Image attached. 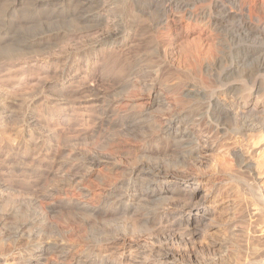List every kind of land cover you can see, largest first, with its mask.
Returning a JSON list of instances; mask_svg holds the SVG:
<instances>
[{
	"label": "bare ground",
	"instance_id": "6f19581e",
	"mask_svg": "<svg viewBox=\"0 0 264 264\" xmlns=\"http://www.w3.org/2000/svg\"><path fill=\"white\" fill-rule=\"evenodd\" d=\"M2 1L9 4H0V54L7 55L4 45L10 42L16 41L17 47L14 48L17 49L16 53H12L16 54L15 57H2L9 61L7 65L10 68L0 75V86L10 87L4 84L9 82L19 84L18 68L25 70L22 84H27L32 77L29 62L33 59L30 60V57L38 55V50L45 43L44 39L36 37L14 38L10 34L14 27L29 28L43 19L61 23V18H75L69 22L75 28L96 31L93 41L83 44L82 52H73L74 61L69 59L72 55L70 37L64 35L65 83L71 79V68L75 71L78 86L84 85L89 77L99 78L108 85L118 82L119 92L112 96H127L113 101L111 94L110 97L105 95L98 123L108 124L123 137L121 147L115 148L117 153L107 154L113 159L116 154L132 158L129 165L123 168L120 178L103 176L101 169L112 173L121 168V163H90L93 170L83 164H66L67 173L74 171L77 175L79 170L84 169L86 175H81L79 179L68 177L64 180L65 185L56 186L41 198L28 200L24 205H15L13 200V206H7L0 200V213H13L12 238L16 242L25 239V246L22 244L18 257L11 259L15 261H11L13 264H199L198 256L203 254L200 247L203 246L191 245L194 237L208 228L206 220L209 211L205 197L199 195L196 175H204L202 166L207 162L202 148L210 145L212 149L213 144L198 141L189 131V123L202 121L215 133L231 136L229 140H233L228 144V153L234 162L232 166L250 178V181L241 183L264 211V187L261 186L264 179V104L258 105L260 99L264 101V0H129L134 9H131L128 23L121 16H115L118 18L115 20L113 17L110 21L104 0H0V3ZM24 2L29 8H25L26 13H21L23 18L14 20L11 17L16 11L14 4L18 8ZM140 19H144V26L138 25ZM136 28L149 31L145 53L136 58L134 64L121 58L115 59L112 52L128 45V37L133 36ZM220 31L226 32L223 39L217 37ZM100 51L102 56L96 67L99 70L93 72L91 58H97ZM150 58L157 59V63L141 64L140 67L141 62ZM167 71L170 75L180 73L183 78L170 84L163 76V72ZM234 74L240 78L241 89L237 88L239 85L229 84ZM210 81L216 85L212 87L214 84L211 85ZM95 100L92 106L96 105ZM83 103L88 104L90 109L89 101ZM73 105L65 97V104L57 113L65 112ZM4 112L0 110V115ZM20 116L23 128L18 142L27 154L29 140L33 136L29 130L31 117L28 114ZM66 119L67 116H64L63 120ZM5 121L1 117L0 125L5 126ZM215 138L212 140L215 141ZM161 144L167 148L174 147V160L166 163L165 167L160 165L162 163L150 162L152 147L160 149ZM254 154L261 155L260 161L250 158ZM186 162L195 172L185 168ZM96 170L98 173L95 174ZM223 172L228 179H232L230 171L227 173L225 169ZM88 176L96 177L95 188L86 185ZM174 199H181L174 215L168 211L159 214L153 209L145 212L146 216L154 215L160 225L171 219L168 228H163L162 234L156 237V247L150 246L146 250L139 241L131 240L128 244L125 241V247H121L117 257L115 253L110 254L111 250L118 248L115 233L139 231L137 223L128 220L129 213L142 209L151 200L162 203ZM60 206L79 213L82 225L87 229L85 232L89 230L90 234L85 235L83 231L79 241L71 237L74 236L73 227L65 226L57 238L49 243L42 242L44 233L41 225L47 226L52 221L49 215ZM26 216L31 218L32 225H36L35 233L25 230L26 226L16 225V221ZM120 221V226L110 229L99 227L101 225L102 228V224H119ZM95 230L99 233L91 238ZM216 246L210 242L207 249L212 251L211 247ZM217 247L223 249V246ZM121 256L122 260L119 259ZM246 264H264V260H252Z\"/></svg>",
	"mask_w": 264,
	"mask_h": 264
},
{
	"label": "rangeland",
	"instance_id": "374dc122",
	"mask_svg": "<svg viewBox=\"0 0 264 264\" xmlns=\"http://www.w3.org/2000/svg\"><path fill=\"white\" fill-rule=\"evenodd\" d=\"M103 2H105L104 7L106 11L108 9L107 13H109L108 15L110 17V21L111 19H114L113 17L115 16H121L123 20H125V23L130 21L129 15L134 7H132L129 0H104ZM6 3L9 4L6 1H2L0 4ZM25 3L26 2H24L21 6H18L19 9L14 4V9H16L14 14H16L11 16L14 20H18L16 18H23L21 13H26L25 8H29L26 7V5L28 6V3H26V5ZM116 18L118 17H115V20ZM74 19L75 18L72 17L66 19L61 18L59 21L61 23L56 21H46L43 19L44 21L42 20L39 24H34V26H28L29 28L18 29V27H14L10 32L14 38H19L21 36L22 38L27 37L28 39H32L36 37L41 40L44 39L45 43L42 46L43 48L40 47V50L37 49L39 51L38 55L34 54V56H32L33 58L30 57V60L33 59L29 62L31 68L30 74L32 77L27 84H22L24 82L23 73L25 70H23V68H18L16 73L18 75V80L20 79L18 81L19 84H12L9 82L8 84H4L10 87L0 86V110L5 111L0 115V118L4 117L6 119L4 122L5 126L0 125V200L1 202L7 203V206H13V200H15V205L27 204L28 200L29 202L34 199L37 200L36 198H41L42 195L47 194L56 186L65 185L64 180L68 177L72 179H79L81 175H86V170L84 169L79 170L77 175L74 171L67 173L66 164H83L84 167H90V165L97 162H104L108 165L115 162L119 164L121 163V168L113 171L112 173H108L110 171L106 169V171L101 169V174L103 176L105 175L110 178H120L123 174V168L127 167L129 165L128 163L132 161V158L130 159L131 156L128 155L119 156L116 154L115 159H113L107 154L108 152H112V154L117 153L116 149L121 147L123 137L120 132L117 133L114 129L112 130L109 128L110 126L108 124L106 125V123H104L105 125H101L98 123V119L101 116V108L104 106L102 103L103 98L105 95L110 97V94L111 97H113L112 94L115 95L117 91L119 92L118 82L108 85L107 83L100 81L99 78L89 77L84 82V85L79 84L78 86V84H76L78 79L75 78V71L71 68V79L68 83H65L63 75V64L66 59L63 51L65 45L64 35H68L70 37V42L72 43V55L69 59L70 61H74L73 54L76 50L82 52L84 45L94 39V32L96 31L95 29L80 30L75 28L74 25L72 26V24L69 23ZM138 25L144 26V19H140ZM224 32H218L217 37L219 39H223L224 36H226V32L225 34ZM148 38L149 31H145L144 29L139 30L136 28L133 36L128 37V45L116 48L111 55H113L115 59L121 58L128 63L134 64L136 62V58H140V56L145 53ZM15 44L17 45L16 41L15 43L10 42L4 45L6 51L11 53L8 54L7 52V55L16 56V54H12L16 53L17 48H14L16 46ZM2 55L5 56L6 54ZM3 56L0 54V58ZM101 56L102 52L100 51L97 58H91V68L93 69V72H97L99 70L96 67L100 63ZM18 58L16 57L15 59ZM7 61V59L5 60L3 58L0 60V75L5 73L7 68H10L7 65L9 61ZM151 62L157 63V59L150 58L143 63L141 62L139 65L140 67L141 64H143L142 66H146L147 64L150 65ZM80 67L82 70L83 66L80 65ZM78 73H80V70ZM166 73H168V71L163 72V76L170 84H175L176 80L183 78L180 73L174 75H170V72L168 73L169 75ZM77 76L79 78L80 75L77 74ZM239 80L240 78L234 74L229 84L236 87L239 85L237 88L241 89L239 88L241 87L240 83H238L240 82ZM13 85L15 86L13 87ZM211 85L214 87L216 84L212 81ZM89 90H92V92ZM92 94L95 96H90ZM126 96L127 95L124 94L120 95V97L118 96V98L123 99L126 98ZM65 97L74 105L70 108L67 107V111L65 112L57 113V111L65 104ZM115 98L117 97L114 96L111 100L114 101ZM93 99L96 101V105L92 106L91 103ZM83 101L90 102V109L87 108L88 104L83 103ZM228 101L232 100L228 99ZM253 102L255 101L253 100ZM262 104H264V101L260 99L258 101V105ZM21 114H28L31 117L29 130L32 132L33 136L29 140V152L27 154L24 153V148L20 147L18 142L22 137L20 130L23 128V123L20 121L22 119L20 116ZM64 116H67L66 120H63ZM188 129L201 143L213 144L212 149L210 148V145H206L202 148L203 156L206 157L207 162L204 166H202L204 175H196L197 185L199 186V195L205 197V204L209 211L206 220L208 228H205L203 232L198 233V235L194 237L193 245H191V247L194 245L197 247L203 246L202 248L200 247V249L203 250L201 251L203 254L198 256V263L246 264L252 260L256 262H258V260L263 261L264 211L261 205L253 201V196L246 191L245 187L241 183L245 180H249L250 178L247 175H242V173L237 172V170L234 169V166H232L234 165V162L228 153V144H230L233 139L229 140L231 137L230 135H224L221 132L215 133L214 130H211L208 125L202 121L189 123ZM214 137L217 138H215V141L212 140ZM207 139L211 141H206ZM114 141L115 143H113ZM160 146V149L152 147L153 152L150 155L152 160L150 162L154 164L162 163L160 165L165 167L166 163L170 164L169 162L174 160L175 154L172 153L174 147L171 146L167 148L163 144ZM165 150H167L166 153H164ZM250 158L253 161H260L261 155L258 156L254 154ZM185 168L190 172H195L189 162H186ZM93 169L94 168H91V170ZM169 169L172 171L174 170L173 168ZM225 169L227 170V173L230 171L229 173H231L234 178L232 177L231 180L228 179L223 172ZM73 173L74 175H72ZM96 173H98L97 170L95 171V174ZM96 182V177L88 176L85 183L87 186L95 188V184L97 185ZM261 182V186L264 187V179ZM180 203L181 199H174L171 201L168 200L162 203H157L155 200H151L149 203L143 205L144 207L142 206V209L140 208L129 213L127 215V217L129 216L128 220L136 222L139 226L140 232L131 233L129 231L125 232L126 234H124V232L115 233L118 248L116 250H111L110 254L111 252L115 253L114 256L117 257L121 249L125 247V241L126 243H129L131 240L139 241L146 250L148 247L150 248V246L156 247V237L160 235L159 233L162 234L164 229L168 228L171 223V219L169 222H164L160 225L156 222L157 220L154 215L149 214L146 216V213L148 212L147 210L150 211V209H153L159 214H163L165 211H168L174 215L176 210L175 208ZM58 211H60L61 214ZM74 211L75 210L64 206H60L53 211L49 215V220L52 221L47 224V226L44 224L41 225L44 233V239L42 242L49 243L51 239L55 237L57 238L58 233L62 231L65 226L73 227V235L75 237H71L79 241L83 231L85 235L86 233L90 234L88 233L89 230L88 232H85L87 229L84 225H82V219L81 216H79V213ZM5 212H7V214H4L3 212L0 213L2 216H0V264H13L15 261L13 262L11 259H16V257H18L22 244L25 246V239H21L16 242L12 238L11 224L14 222V219L12 218L13 213H11V211ZM146 218L148 219L147 222ZM29 219L31 218L26 216L18 221L20 222L19 224L16 221V225L26 226L27 228L25 227V230L35 233L37 229H35L34 226L36 225H32L31 220ZM121 222L122 221L118 222L119 224L116 222L113 224L114 226L112 224L111 226H109V224H102V228L100 224V226H98L100 229H106V227L107 229L108 227L110 229L111 227H116L117 225L120 226ZM93 232L91 233V236L89 235L91 238L94 235L95 238L99 233L98 230H95L94 234ZM135 237L138 238V240ZM210 242H213L217 246H223V249H219L217 246L211 247L213 249L212 251L207 249L209 248L207 246ZM119 259L122 260V256Z\"/></svg>",
	"mask_w": 264,
	"mask_h": 264
}]
</instances>
